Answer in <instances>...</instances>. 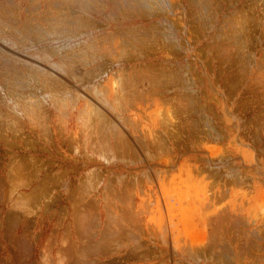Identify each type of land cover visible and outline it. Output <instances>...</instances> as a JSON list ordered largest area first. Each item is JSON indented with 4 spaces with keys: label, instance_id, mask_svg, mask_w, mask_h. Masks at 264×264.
Instances as JSON below:
<instances>
[{
    "label": "rangeland",
    "instance_id": "obj_1",
    "mask_svg": "<svg viewBox=\"0 0 264 264\" xmlns=\"http://www.w3.org/2000/svg\"><path fill=\"white\" fill-rule=\"evenodd\" d=\"M0 264H264V0H0Z\"/></svg>",
    "mask_w": 264,
    "mask_h": 264
},
{
    "label": "bare ground",
    "instance_id": "obj_2",
    "mask_svg": "<svg viewBox=\"0 0 264 264\" xmlns=\"http://www.w3.org/2000/svg\"><path fill=\"white\" fill-rule=\"evenodd\" d=\"M139 2H140V1H139ZM145 4H146V3H145ZM147 5H148V4H147ZM147 5H146V6H147ZM61 26H62V25H61ZM61 32H62V31H61ZM71 39H72V38H71ZM55 48H56V47H55ZM58 50H59V49H58ZM58 50H57V51H58ZM54 51H55V50H54ZM62 52H63V51H62ZM55 53H57V52H55ZM70 56H71V55H70ZM70 59H71V58H70ZM5 60H6V59H5ZM67 60H68V59H67ZM9 61H10V60H9ZM5 64H6V63H5Z\"/></svg>",
    "mask_w": 264,
    "mask_h": 264
}]
</instances>
